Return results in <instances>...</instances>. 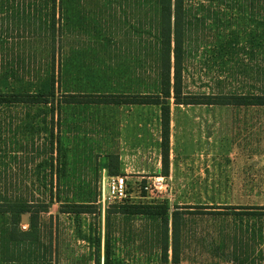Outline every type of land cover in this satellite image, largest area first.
I'll list each match as a JSON object with an SVG mask.
<instances>
[{"label":"rangeland","instance_id":"374dc122","mask_svg":"<svg viewBox=\"0 0 264 264\" xmlns=\"http://www.w3.org/2000/svg\"><path fill=\"white\" fill-rule=\"evenodd\" d=\"M154 1L63 0L55 29L31 23L30 0L0 1V95H51L55 76L59 100L55 112L52 105H0V204L8 210L0 215V264H164L162 220L123 213L164 204L169 262L178 210L182 264H264V218L218 209L264 207V109L183 106L171 98L165 140L160 106L95 104L86 96L62 103L69 94L159 87ZM191 4L184 93H263L264 28L256 23L264 9L251 0ZM121 126L124 155L137 164L145 151L147 171L123 175L128 199L112 203L101 162L118 145ZM109 163L118 165L113 156ZM76 204H91V213H61ZM22 208L27 224L17 219ZM225 211L230 216L214 213Z\"/></svg>","mask_w":264,"mask_h":264},{"label":"trees","instance_id":"16d2710c","mask_svg":"<svg viewBox=\"0 0 264 264\" xmlns=\"http://www.w3.org/2000/svg\"><path fill=\"white\" fill-rule=\"evenodd\" d=\"M8 1V0H0ZM32 3L28 9L32 12L31 23H42L45 27L55 29L58 26L60 19L57 18V10H63V0H30ZM194 0H155L157 3L154 8L158 17V58L159 62L158 73L159 81L161 82L157 88L146 87L145 93L137 94H119V95H79L69 94L62 103L66 105H74L81 103L79 98L84 96L89 98L88 103L104 104V105H156L160 106L162 110V124L164 128V138L168 140L169 137V100L174 98L176 105L190 106V105H206V106H232L242 108H259L264 109V92L259 94L254 93H230L220 95H192L184 93V74L185 68V42L189 15L194 7L191 2ZM205 1V0H204ZM218 1V0H209ZM222 1V0H219ZM238 1V0H231ZM253 5L258 2L259 8L264 9V0H251ZM51 2V6L49 3ZM57 2L60 4L57 6ZM42 3V4H40ZM44 3V4H43ZM261 4V6H260ZM203 8V6H201ZM262 11H258L257 17L260 20L256 23L264 28V22L261 19ZM46 15V16H45ZM197 17V16H196ZM34 54H37L36 51ZM52 57L56 58L54 52ZM55 70V68H53ZM57 81L55 76L50 81V88L52 94H3L0 95V105H52V110L56 111V105L59 100L55 98V87ZM61 105V104H60ZM59 105V106H60ZM57 106V107H59ZM168 151L169 144H163V163L168 166ZM91 204H76V205H62L61 213L63 214H86L90 212ZM129 210H123V213L131 215H144L150 217H157L162 220L166 226L165 238L163 239V263L164 264H182L181 250H180V233L177 228L181 219V213L175 210L172 214V236H171V250L172 260L169 262V214L170 209L168 204L158 206H140L133 205ZM226 211L231 210L233 216L238 219L243 218H264V207H240L230 206L227 208H218ZM214 212L216 215L230 216L228 212ZM29 212V210L22 208L18 215V220L21 219V214ZM8 213L4 205L0 204V215ZM38 212L33 213L30 222V232L37 229ZM30 232H27L30 233ZM33 232V236H35Z\"/></svg>","mask_w":264,"mask_h":264},{"label":"crops","instance_id":"0c3cea01","mask_svg":"<svg viewBox=\"0 0 264 264\" xmlns=\"http://www.w3.org/2000/svg\"><path fill=\"white\" fill-rule=\"evenodd\" d=\"M146 86H142L141 88L139 87L137 90V93H145ZM130 106H137V105H130ZM140 106H145V105H140ZM190 106H206V105H190ZM121 129V136L119 138V142L118 145H115L116 147L114 148L115 150H113V152H111V154H109L108 157L104 158V162H101L102 165V171H103V175L104 176H141L144 175L145 172L147 171L146 169V161H145V151H143V155L141 156V160L138 159V163L135 164L133 162V160L135 158L132 157V159L130 160V158L126 157L123 153V144L125 145L123 139H124V132L122 134V126L120 127ZM121 145V146H120ZM145 146V145H144ZM143 146V148H144ZM110 156L112 157H116V160L118 161V165L117 167H111L110 163H109V158ZM102 161V160H101ZM141 162V163H140ZM159 170V167L157 168ZM112 170V171H111Z\"/></svg>","mask_w":264,"mask_h":264},{"label":"built area","instance_id":"2783aa9c","mask_svg":"<svg viewBox=\"0 0 264 264\" xmlns=\"http://www.w3.org/2000/svg\"><path fill=\"white\" fill-rule=\"evenodd\" d=\"M107 187V199L112 203H122L128 199V184L124 176H108L104 185Z\"/></svg>","mask_w":264,"mask_h":264},{"label":"water","instance_id":"95a60500","mask_svg":"<svg viewBox=\"0 0 264 264\" xmlns=\"http://www.w3.org/2000/svg\"><path fill=\"white\" fill-rule=\"evenodd\" d=\"M29 222L27 214L22 216V224H27Z\"/></svg>","mask_w":264,"mask_h":264}]
</instances>
